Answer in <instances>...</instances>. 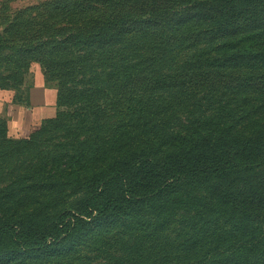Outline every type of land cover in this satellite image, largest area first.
<instances>
[{"label": "trees", "instance_id": "trees-1", "mask_svg": "<svg viewBox=\"0 0 264 264\" xmlns=\"http://www.w3.org/2000/svg\"><path fill=\"white\" fill-rule=\"evenodd\" d=\"M46 9L6 31L0 90L36 63L57 112L0 118V264H264V0Z\"/></svg>", "mask_w": 264, "mask_h": 264}, {"label": "crops", "instance_id": "crops-1", "mask_svg": "<svg viewBox=\"0 0 264 264\" xmlns=\"http://www.w3.org/2000/svg\"><path fill=\"white\" fill-rule=\"evenodd\" d=\"M12 98L13 93L0 90V114L7 120L10 137L26 138L39 129L43 120L56 115V91L44 83L39 72L32 74L28 104H13Z\"/></svg>", "mask_w": 264, "mask_h": 264}, {"label": "rangeland", "instance_id": "rangeland-1", "mask_svg": "<svg viewBox=\"0 0 264 264\" xmlns=\"http://www.w3.org/2000/svg\"><path fill=\"white\" fill-rule=\"evenodd\" d=\"M56 0H0V78H5L6 77V70H7V63L8 59H6V49H4L6 46V31L11 30L13 32L15 31H20L18 27H12L11 23L14 22L15 20H18L17 17L20 12L25 11L26 9H33L36 8L37 10L34 12V15H37L39 13H44L46 12L49 7V5ZM46 8H45V7ZM50 13L49 15H51ZM11 21V23H8ZM11 25V26H10ZM6 27L4 30L3 28ZM71 30L68 28L66 31ZM4 42V43H2ZM18 47H22L18 45ZM17 58V57H16ZM19 59V58H18ZM38 65L36 63H32L29 68V72L27 75H24V88L28 87V85L31 83L32 79V74L35 72L36 68ZM50 86H55L57 84V79L51 75L48 76V82ZM9 91V90H7ZM9 92L13 93V104H16L14 101V96H16V91L10 90ZM16 99V98H15ZM17 105V104H16ZM0 118L5 120L7 124L6 118L3 116V114H0ZM7 137L9 139L13 140H21V138H13L8 135V130H7Z\"/></svg>", "mask_w": 264, "mask_h": 264}]
</instances>
